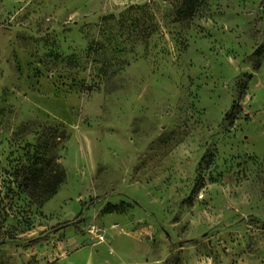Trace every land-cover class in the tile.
<instances>
[{
  "label": "rangeland",
  "instance_id": "obj_1",
  "mask_svg": "<svg viewBox=\"0 0 264 264\" xmlns=\"http://www.w3.org/2000/svg\"><path fill=\"white\" fill-rule=\"evenodd\" d=\"M115 263L264 264V0H0V264Z\"/></svg>",
  "mask_w": 264,
  "mask_h": 264
},
{
  "label": "trees",
  "instance_id": "obj_2",
  "mask_svg": "<svg viewBox=\"0 0 264 264\" xmlns=\"http://www.w3.org/2000/svg\"><path fill=\"white\" fill-rule=\"evenodd\" d=\"M32 181H40V187H42V195L45 198H49L51 195L56 193L59 185L63 182L64 172L62 170L49 169L48 172L38 169L32 172Z\"/></svg>",
  "mask_w": 264,
  "mask_h": 264
},
{
  "label": "crops",
  "instance_id": "obj_3",
  "mask_svg": "<svg viewBox=\"0 0 264 264\" xmlns=\"http://www.w3.org/2000/svg\"><path fill=\"white\" fill-rule=\"evenodd\" d=\"M115 264H118V263H115Z\"/></svg>",
  "mask_w": 264,
  "mask_h": 264
}]
</instances>
